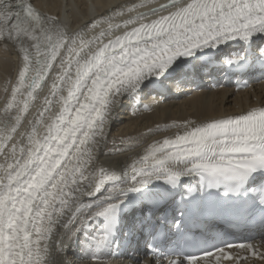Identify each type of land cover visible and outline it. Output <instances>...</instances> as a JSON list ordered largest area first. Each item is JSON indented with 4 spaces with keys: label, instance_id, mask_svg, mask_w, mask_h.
Segmentation results:
<instances>
[{
    "label": "snow or ice",
    "instance_id": "6c2138e0",
    "mask_svg": "<svg viewBox=\"0 0 264 264\" xmlns=\"http://www.w3.org/2000/svg\"><path fill=\"white\" fill-rule=\"evenodd\" d=\"M230 41L227 65H264V0H133L73 32L34 0H0V43L19 57L0 104V264H75L72 243L104 264L137 232L148 264H264V240L191 251L232 212L264 220V105L158 124L147 132L176 131L119 168L98 163L125 97Z\"/></svg>",
    "mask_w": 264,
    "mask_h": 264
},
{
    "label": "bare ground",
    "instance_id": "6f19581e",
    "mask_svg": "<svg viewBox=\"0 0 264 264\" xmlns=\"http://www.w3.org/2000/svg\"><path fill=\"white\" fill-rule=\"evenodd\" d=\"M35 1L42 11L58 16L69 32L76 31L79 27L90 23L92 19L104 14L111 5L133 2V0ZM230 42L211 50L209 54L218 51L223 46V48H229ZM198 57L206 58L205 56ZM198 57L189 58L186 61H178L175 69ZM18 67L19 57L14 46L8 43L7 47H5L4 43H0V104L3 103L5 96L3 89L7 81L15 80ZM177 85L169 84L171 92H176V94H172L166 101L157 98L147 99V97H140L139 105L136 106L134 104L136 100L133 101V99L125 97L122 107L117 110V115L115 113L112 122L108 126V141L99 153L98 163L106 167L119 168L125 162L130 163V158L140 153L146 144L153 139L176 131L171 129L169 133L147 132L149 128L155 129L158 124L162 126L173 120L238 114L252 106L264 105V83L239 92L226 87H203L193 91H181L178 89L180 85ZM144 105H148L149 109H145ZM128 137L132 138L133 147L128 146ZM121 138L125 139L124 143H121ZM113 141H115L116 148H124L125 151L110 152V149L113 148ZM68 243L65 238V244ZM63 259L74 261L75 264H90L89 258L84 254L82 248L75 243L71 244ZM139 261L140 264H148L149 260L143 258ZM103 262L104 264H137V260L114 259L107 256L103 258ZM255 264H261V262L257 260Z\"/></svg>",
    "mask_w": 264,
    "mask_h": 264
}]
</instances>
